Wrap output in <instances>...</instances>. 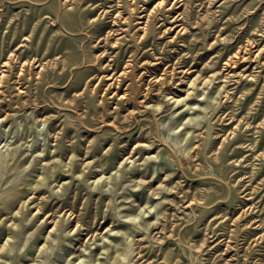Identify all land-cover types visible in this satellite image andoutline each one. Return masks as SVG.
<instances>
[{
    "label": "rangeland",
    "instance_id": "obj_1",
    "mask_svg": "<svg viewBox=\"0 0 264 264\" xmlns=\"http://www.w3.org/2000/svg\"><path fill=\"white\" fill-rule=\"evenodd\" d=\"M161 2L0 0V264H264V0Z\"/></svg>",
    "mask_w": 264,
    "mask_h": 264
},
{
    "label": "bare ground",
    "instance_id": "obj_2",
    "mask_svg": "<svg viewBox=\"0 0 264 264\" xmlns=\"http://www.w3.org/2000/svg\"><path fill=\"white\" fill-rule=\"evenodd\" d=\"M164 1H165V0H164ZM179 2H180V0H177V3H179ZM118 3H120V1H119ZM161 3H163V0H162ZM161 3H160V4H161ZM158 4H159V3H158ZM170 4H171V3H170ZM119 6H120V5H119ZM115 7H116V6H115ZM155 7H156V5H155ZM145 8L147 9V7H145ZM115 10H116V9H115ZM142 10H143V9H142ZM157 10H158V9H157ZM162 10H163V9H162ZM120 11H121V10H120ZM121 13H122V12H121ZM112 14H113V13H112ZM118 14H119V12H118ZM119 15H120V14H119ZM146 15H147V14H146ZM180 15H181V13H180ZM142 16H143V15H142ZM178 16H179V15H178ZM178 16H176V17H178ZM116 17H117V16H116ZM123 17H124V16H123ZM157 17H158V16H157ZM172 17H173V16H172ZM184 17H186V16H184ZM149 18H150V17H149ZM163 18H164V17H163ZM181 18H182V17H181ZM179 19H180V18H179ZM117 20H118V19H117ZM117 20H114V21H117ZM176 20H178V19H176ZM114 21H113V22H114ZM151 21H152V20H151ZM149 22H150V21H149ZM118 23H119V22H118ZM147 24H149V23H147ZM173 24H174V23H173ZM150 25H151V24H150ZM150 25H149V26H150ZM180 25H181V24H180ZM183 26H184V25H183ZM117 27H118V26H117ZM142 27H143V26H142ZM145 27H146V26H145ZM150 27H151V26H150ZM147 28H148V27H147ZM115 29H116V28H115ZM120 29H121V28H120ZM148 29H150V28H148ZM150 30H151V29H150ZM173 30H174V29H173ZM109 31H110V30H109ZM144 31H145V30H144ZM179 31H180V30H179ZM145 32H146V31H145ZM147 33H149V32H147ZM112 35H113V34H112ZM140 35H141V34H140ZM144 35H146V34L144 33ZM114 36H115V35H114ZM139 38H140V37H139ZM118 42H120V41H118ZM118 42H117V43H118ZM121 42H122V40H121ZM121 42H120V44H121ZM251 44H252V43H251ZM251 48H252V47H251ZM251 48H250V49H251ZM254 51H255V50H254ZM239 52H240V51H239ZM240 53H241V52H240ZM240 53H239L238 55H240ZM251 53H252V52H251ZM259 54H260V53H259ZM249 56H250V55H249ZM241 57H242V56H241ZM247 59H248V58H247ZM249 59H250V58H249ZM229 61H230V60H229ZM131 62H132V61H131ZM131 62H130V63H131ZM133 63H134V62H133ZM160 63H161V62H160ZM185 63H186V62H185ZM237 63H238V62L236 61V64H237ZM145 64H146V63H145ZM236 64H235V65H236ZM126 65H128V64H126ZM132 66H133V65H132ZM227 66H228V65H227ZM128 67H129V65H128ZM128 67H127V68H128ZM125 68H126V67H125ZM127 68L124 70V73H125V72H128ZM130 68H131V67H130ZM130 70H132V69H130ZM231 70H232V69H231ZM234 71H235V70H234ZM114 72H115V71H114ZM144 72H145V71H144ZM149 72H151V71H149ZM240 72H241V71H240ZM128 73H129V72H128ZM145 73H147V72H145ZM112 74H113V73H112ZM227 74H228V73H227ZM121 75H122V74H121ZM106 76H107V75H106ZM119 76H120V75H119ZM229 77H230V76H229ZM251 77H252V76H251ZM116 78H117V77H116ZM227 78H228V77H227ZM213 79H214V78H213ZM211 81H213V80H211ZM119 82H120V81H119ZM235 82H236V81H235ZM128 85H129V84H128ZM220 88H221V87H220ZM223 88H224V87H223ZM225 88H226V87H225ZM225 88H224V89H225ZM229 90H230V89H229ZM218 91L220 92L219 89H218ZM221 91H222V90H221ZM229 93H230V92H229ZM229 93H228V94H229ZM225 96H226V95H225ZM229 96H230V95H229ZM231 96H232V95H231ZM183 99H184V98H183ZM178 101H179V100L177 99V102H178ZM180 101H181V100H180ZM174 102H175V101H174ZM159 106H160V105H159ZM159 106H158V107H159ZM205 106H206V105H205ZM204 108H205V107H204ZM204 108H203V110H204ZM158 109H159V108H158ZM155 110H156V109H155ZM196 110H197V109H196ZM230 112H231V111H230ZM227 113H228V112H227ZM230 114L234 115L232 112H231ZM226 115H227V114H226ZM232 115H231V116H232ZM198 116H199V115H198ZM201 116H202V115H201ZM201 116H199V118H200ZM224 116H225V115H224ZM224 116H223V117H224ZM234 117H235V116H234ZM196 118H197V117H196ZM229 118H230V117H229ZM218 119H219V118H218ZM225 119H226V118H225ZM192 120H193V119H192ZM195 120H196V119H195ZM199 120H200V119H199ZM199 120H198V121H199ZM222 120H223V119H222ZM193 121H194V120H193ZM233 121H234V120H233ZM190 122L192 123V121H190ZM240 122H241V121H240ZM216 123H218V122H216ZM242 123H243V122H242ZM213 124H214V123H213ZM219 124H220V123H219ZM228 124H230V123H228ZM211 127H212V126H211ZM224 127H225V126H224ZM199 128H200V127H199ZM217 128H219V127H217ZM210 130H211V129H210ZM224 130H225V129H224ZM231 130H232V129H231ZM231 130H230V131H231ZM187 131H189V130H187ZM187 131H186V132H187ZM191 131H192V133H194V132H193L194 130H191ZM219 131H220V130H219ZM233 131H234V130H233ZM243 131H244V130H243ZM184 132H185V131H184ZM213 133H215V132H213ZM184 134H185V133H184ZM189 134H191V133H189ZM189 134H188V135H189ZM209 134H210V132H209ZM222 134H224V133H222ZM239 134H240V133H239ZM192 135H193V134H192ZM228 135H229V134H228ZM234 135H235V134H234ZM237 135H238V134H237ZM184 136H185V135H184ZM196 136H197V135H196ZM196 136H195V137H196ZM185 137H187V135H186ZM185 137H184V138H185ZM242 137H243V136H242ZM192 138H193V137H192ZM192 138H191V139H192ZM199 138H200V137H199ZM219 138H220V136H219L217 139H219ZM186 139H187V138H186ZM188 139H189V136H188ZM193 139H194V138H193ZM200 139H201V138H200ZM200 139H199V140H200ZM214 139H215V137H214ZM231 139H232V137H231ZM234 140H239V139H238V138H235ZM234 140H233V141H234ZM186 141H187V140H186ZM189 141H191V143H192V140L189 139ZM196 141H197V140H196ZM214 141H215V140H214ZM230 141H231V140H230ZM183 142H184V140H183ZM194 142H195V141H194ZM211 142H212V141H211ZM185 143H186V142H185ZM215 143H216V142H215ZM230 143H231V142H230ZM189 145H190V144H189ZM189 145H188V143H187V146H188V147H189ZM198 145H199V144H198ZM200 145H201V144H200ZM200 145H199V146H200ZM212 145H213V144H212ZM150 146H151V145H150ZM192 146H193V148H194V145H192ZM199 146H198V147H199ZM207 146H208V145H207ZM224 146H225V145H224ZM177 147H178V146H177ZM203 147H205V146H203ZM236 147H237V146H236ZM195 148H196V147H195ZM219 148H221V147H219ZM249 148H250V147H249ZM211 149H212V148H211ZM225 149H226V148H225ZM234 149H235V148H234ZM177 150H178V149H177ZM197 150H198V149H197ZM218 150H219V149H218ZM219 151H220V150H219ZM233 151H234V150H233ZM237 151H238V150H237ZM207 152H208V151H207ZM246 152H247V151H246ZM233 153H234V152H233ZM238 153H239V152H238ZM200 156H201V155H200ZM207 157H208V156H207ZM215 157H216V156H215ZM238 158H239V157H238ZM243 158H244V157H243ZM218 159H219V158H218ZM219 160H220V159H219ZM239 160H240V159H239ZM220 162H221V161H220ZM240 164H241V163H240ZM235 172H236V171H235ZM234 174H235V173H234ZM236 174H237V173H236ZM251 182H252V181H251ZM244 183H245V182H244ZM248 186H249V185H248ZM40 190H41V189H40ZM32 191H33V190H32ZM42 191H43V190H42ZM248 193H249V192H248ZM245 194H246V193H245ZM22 196H23V195H17V196L14 195V196H10V197H9V198H10V199H9V200H10V204H12L13 202H15L17 199L21 198ZM253 197H254V196H253ZM30 198H31V196H30ZM30 198H29V199H30ZM34 198H35V197H34ZM41 198H42V197H41ZM36 199H37V196H36ZM36 199H35V200H36ZM28 201H29V200H28ZM32 202H33V201H32ZM34 204H35V203H34ZM49 204H50V203H49ZM12 205H13V204H12ZM26 205H27V204H26ZM43 206H44V205H43ZM50 206H51V205H50ZM20 207H21V206H20ZM35 207H36V206H35ZM37 207L39 208V206H37ZM25 208H26V206H25ZM38 208H37V209H38ZM8 209H9V208H8ZM21 209H22V208H21ZM41 209H42V208H41ZM47 209H48V208H47ZM67 209H68V208H67ZM10 210H11V209H10ZM38 210H39V209H38ZM38 210H37V211H38ZM48 210H49V209H48ZM20 211H21V210H20ZM30 211H31V210H30ZM39 211H40V210H39ZM60 211H61V210H60ZM1 212H2V210H1ZM21 213H22V212H21ZM51 213H52V212H51ZM243 213H244V212H243ZM0 214H1V213H0ZM23 214H25V213H23ZM37 214H39V213H37ZM47 215H48V214H47ZM49 215H50V214H49ZM239 215H240V214H239ZM48 217H49V216H48ZM54 217H55V216H54ZM238 217H239V216H238ZM19 218H20V217H19ZM20 219H21V218H20ZM52 219H53V218H52ZM52 219H51V220H52ZM5 220H6V219H5ZM17 220H18V219H17ZM57 220H58V219H57ZM76 220H77V219H76ZM7 221H8V220H7ZM12 221H13V220H12ZM20 221H21V220H20ZM22 221H23V220H22ZM41 222H43V221H41ZM56 222H57V221H56ZM78 222H79V221H78ZM148 222H149V221H148ZM150 222H151V221H150ZM152 222H153V221H152ZM252 222H253V221H252ZM256 222H257V221H256ZM22 223H23V222H22ZM58 223H59V222H58ZM154 223H155V222H154ZM49 224H50V223H49ZM73 224H74V223H73ZM148 224H149V223H148ZM151 224H152V223H151ZM27 225H28V224H27ZM57 225H58V224H57ZM77 225H78V224H77ZM250 226H251V225H250ZM25 227H26V226H25ZM79 227H80V226H79ZM20 228H22V227H20ZM55 228H56V226H55ZM22 229H23V228H22ZM53 229H54V227H53ZM53 229H51V230H53ZM147 229H148V228H147ZM23 230H24V229H23ZM74 230H75V229H74ZM108 230H109V229L107 228L106 231H108ZM53 231H54V230H53ZM9 232H10V231H9ZM95 235H96V234H95ZM96 236H97V235H96ZM93 238H94V237H93ZM3 245H4V244H3ZM87 245H89V244H87ZM227 245H228V244H227ZM138 247H139V246H138ZM0 250H1V249H0ZM117 252H118V251H117ZM119 253H120V252H119ZM122 253H123V252H122ZM139 253H140V252H139ZM119 255H120V254H119ZM119 255H118V256L115 255V256L119 257ZM133 255H134V254H133ZM115 256H113V257L116 258ZM141 256H142V255H141ZM144 256H145V255H144ZM138 260H139V259H138ZM152 261H153V260H152ZM150 262H151V261H150ZM72 264H73V263H72ZM149 264H150V263H149Z\"/></svg>",
    "mask_w": 264,
    "mask_h": 264
}]
</instances>
